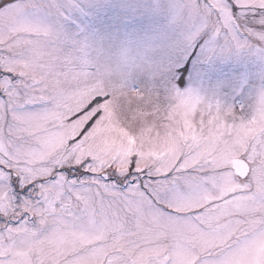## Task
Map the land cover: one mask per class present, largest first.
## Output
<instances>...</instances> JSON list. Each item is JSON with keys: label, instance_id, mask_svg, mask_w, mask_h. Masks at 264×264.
Listing matches in <instances>:
<instances>
[{"label": "snow or ice", "instance_id": "snow-or-ice-1", "mask_svg": "<svg viewBox=\"0 0 264 264\" xmlns=\"http://www.w3.org/2000/svg\"><path fill=\"white\" fill-rule=\"evenodd\" d=\"M161 51H106L79 0H0V264H264V72L240 104L183 57L264 61V0H156Z\"/></svg>", "mask_w": 264, "mask_h": 264}, {"label": "rangeland", "instance_id": "rangeland-1", "mask_svg": "<svg viewBox=\"0 0 264 264\" xmlns=\"http://www.w3.org/2000/svg\"><path fill=\"white\" fill-rule=\"evenodd\" d=\"M84 13L77 24L87 29L99 46L106 51L130 48L133 51H161L165 40L166 18L155 14L156 0H79ZM188 72L181 88H197L202 94L240 105L261 86L264 61L255 52H234L211 62L199 55L183 57Z\"/></svg>", "mask_w": 264, "mask_h": 264}]
</instances>
